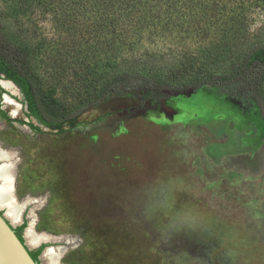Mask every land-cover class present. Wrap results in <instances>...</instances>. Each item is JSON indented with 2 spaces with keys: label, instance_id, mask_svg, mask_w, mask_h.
Returning a JSON list of instances; mask_svg holds the SVG:
<instances>
[{
  "label": "rangeland",
  "instance_id": "1",
  "mask_svg": "<svg viewBox=\"0 0 264 264\" xmlns=\"http://www.w3.org/2000/svg\"><path fill=\"white\" fill-rule=\"evenodd\" d=\"M29 26L36 40L55 34L50 16L36 14ZM251 31L252 40L264 37V11L253 13ZM200 45L168 37L141 51L172 63L182 47ZM170 100L179 107L164 106ZM81 117L62 134L36 119L43 132L26 123L4 129L0 160L16 155L13 195L19 218L26 208L27 226L43 233L37 244L60 251L63 264H264L258 108L245 111L203 86L110 95Z\"/></svg>",
  "mask_w": 264,
  "mask_h": 264
},
{
  "label": "trees",
  "instance_id": "2",
  "mask_svg": "<svg viewBox=\"0 0 264 264\" xmlns=\"http://www.w3.org/2000/svg\"><path fill=\"white\" fill-rule=\"evenodd\" d=\"M258 10L264 0H0V72L21 87L28 115L60 134L110 95L136 90L209 86L264 120V37L250 36ZM36 14L51 17L53 37L35 39ZM168 37L201 45L172 63L141 51Z\"/></svg>",
  "mask_w": 264,
  "mask_h": 264
},
{
  "label": "bare ground",
  "instance_id": "3",
  "mask_svg": "<svg viewBox=\"0 0 264 264\" xmlns=\"http://www.w3.org/2000/svg\"><path fill=\"white\" fill-rule=\"evenodd\" d=\"M2 83L3 86L7 88L9 91H11L13 94L17 95L18 97L22 96L20 89L14 86V84H12L10 81L4 80L2 81ZM5 102L8 103L11 114L13 116L23 115L22 105L19 102H16L13 99L7 97L5 99ZM89 116L91 117L93 116V114ZM6 163L0 165V207L2 206L7 207L6 215L11 221L16 223L19 220V213L21 212V204L18 203V201L13 195V185H12L13 177L10 174L12 167L10 163L7 164ZM33 226L34 223L31 225V227ZM31 227L27 228L26 236L28 237L27 243L33 245V244H37L39 241L43 239V237L37 235L36 233L38 234H43V233H39V232L34 233ZM42 257L47 262V264H59L60 261L59 257H62V255L60 256V251L54 250L52 248H47L44 251ZM60 263L63 264L61 261Z\"/></svg>",
  "mask_w": 264,
  "mask_h": 264
},
{
  "label": "flooded vegetation",
  "instance_id": "4",
  "mask_svg": "<svg viewBox=\"0 0 264 264\" xmlns=\"http://www.w3.org/2000/svg\"><path fill=\"white\" fill-rule=\"evenodd\" d=\"M4 80H7V81H9L10 79H7V78H5V74L3 73V72H0V149H1V151H8L5 147H4V145H3V142H2V136H3V133H4V129L6 128V127H14V126H17L18 125V123H21V124H27L31 129H33L30 125H29V123L30 122H32V123H34L33 122V119H36L34 116H29L28 115V113H29V110H28V106H27V110H26V114H27V116L29 117V118H31V120H29V121H25L21 116H13L12 114H11V111H10V108L8 107V105L6 104V102H5V98L6 97H9L10 99H13L14 101H16V102H19L20 101V98L19 97H17V99L15 98V97H13L12 95H14L12 92H10L12 95H10V94H8L7 95V91H6V88L3 86V83H2V81H4ZM12 81V80H11ZM14 82V81H13ZM15 83V82H14ZM19 86V85H18ZM19 89H20V91H21V93L23 94V91H22V89H21V87L19 86ZM24 95V94H23ZM25 97V96H24ZM16 99V100H15ZM171 100H173V99H171ZM170 100V102H165L164 103V106H168V107H170V108H172V107H174V106H177V107H179L178 106V104L176 103V101H171ZM24 102V101H23ZM20 103V102H19ZM237 103V102H236ZM238 104V103H237ZM25 105H27V103H25ZM6 106L8 107V109H6ZM240 106V105H239ZM241 107V106H240ZM251 108H253V107H251ZM241 109H244L245 111H248V109H245V108H243V107H241ZM170 112H173V111H170ZM37 120V119H36ZM79 120H80V118H79ZM38 121V120H37ZM39 122V121H38ZM40 123V122H39ZM35 124V123H34ZM37 125V124H36ZM40 125H42V126H44V127H47V126H45L44 124H42V123H40ZM40 125H38V126H40ZM41 127V126H40ZM48 128V127H47ZM33 130H35V129H33ZM35 131H37V132H40V131H38V130H35ZM42 132V131H41ZM254 132V131H253ZM11 152V151H10ZM1 159L3 160V161H5V157L3 158V157H1ZM7 159V158H6ZM15 160V162H16V164L14 165V173H15V184H16V195H17V158H16V155L13 157V156H9L8 157V160ZM3 161H1L0 160V164H1V162H3ZM14 162V163H15ZM17 197H18V195H17ZM18 199H19V197H18ZM22 214V213H21ZM27 209H26V211H25V213H24V216L23 217H21V215H20V218H19V221H18V223H17V225L16 226H14V229H15V232L17 233V235L20 237V238H22L23 240H24V238H23V232H24V230H25V228H26V226H27V224H28V222L26 221L27 220ZM44 244H46L45 242H42V243H39V244H37L34 248H31V249H29V252H30V254L32 255V257L34 258V259H36L35 257H34V254H37L38 253V259H39V262H41V259H40V255L42 254V251L44 250V248H45V246H44Z\"/></svg>",
  "mask_w": 264,
  "mask_h": 264
},
{
  "label": "water",
  "instance_id": "5",
  "mask_svg": "<svg viewBox=\"0 0 264 264\" xmlns=\"http://www.w3.org/2000/svg\"><path fill=\"white\" fill-rule=\"evenodd\" d=\"M9 81L12 84H14V86L19 88V86L16 83H14L11 80ZM81 118L83 117H80V120ZM45 128L49 129L47 127ZM14 162L15 160H12V159L8 160L7 158V163H10V164L13 163V166H14L16 164V162L15 163ZM3 163L5 162H1V164ZM14 188L16 189V184ZM25 211H26V208L21 214V217L24 216ZM16 225L17 224H14L8 218V216L6 215V210L0 207V264H42L41 262H39V259L38 260L34 259L29 252V249H31V247L27 243V240L25 237V232L28 226L24 230V234H23L24 240H22L15 232L14 226ZM28 225H29V222H28ZM49 246L50 245L44 248V250L42 251V254L40 255V259L42 258L44 251Z\"/></svg>",
  "mask_w": 264,
  "mask_h": 264
},
{
  "label": "crops",
  "instance_id": "6",
  "mask_svg": "<svg viewBox=\"0 0 264 264\" xmlns=\"http://www.w3.org/2000/svg\"><path fill=\"white\" fill-rule=\"evenodd\" d=\"M3 208V207H2ZM6 210V209H5ZM23 213V212H22Z\"/></svg>",
  "mask_w": 264,
  "mask_h": 264
}]
</instances>
